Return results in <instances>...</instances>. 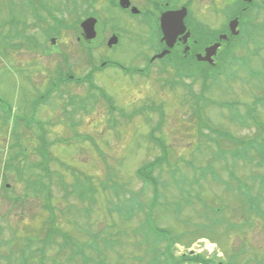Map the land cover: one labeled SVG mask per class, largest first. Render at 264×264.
I'll use <instances>...</instances> for the list:
<instances>
[{
    "label": "rangeland",
    "instance_id": "obj_1",
    "mask_svg": "<svg viewBox=\"0 0 264 264\" xmlns=\"http://www.w3.org/2000/svg\"><path fill=\"white\" fill-rule=\"evenodd\" d=\"M47 1L45 9L39 12L42 20H45L42 26L56 27L53 17H58L67 26L77 21V16L63 17L56 11L50 16L47 9L59 0ZM74 1L62 0L65 2L61 5L62 10L64 5L70 9ZM177 1L186 4L189 0ZM96 2L100 3L98 6L101 8L108 0H76L75 4H80L81 9L90 10V6ZM192 2L190 17L191 21L194 20L195 33L191 31V38L203 40L204 46L217 42L214 37L218 38L239 9L236 0L232 7L222 6L220 13L212 10L211 0H191ZM33 3L40 5L42 0H33ZM139 4L141 10L151 8L144 1ZM56 5L60 6V2ZM106 10L102 14L106 27L103 22L94 25L96 40L90 44L97 47L104 41L106 45L113 28L121 33V43L113 49L105 46L103 50H93L92 60L98 66L99 59H107L117 60L132 69L143 68L144 61L139 54L147 51L142 38L148 36V29L120 12L109 16L108 7ZM78 14L79 22L80 18L88 16L86 12ZM15 16L27 22V37H38L41 43L38 45L42 49L37 50L20 39L9 41L8 29L5 28L10 26L5 27L4 24H11ZM32 16L31 9L25 6L23 0H0V39L11 43L0 50V69L7 67L6 61L14 66L9 72L6 69L0 70V264H4L3 255L20 257L24 249L27 250L26 255H29L42 246L39 242L47 238V230L52 225L51 210L56 214V226L64 232L57 233L53 238V241L59 243L64 240L62 235L69 239L66 232L81 243L90 241L93 235L102 230L112 233L128 232V237L121 238L124 245L116 251L124 256L130 255V258L141 255L143 264H148L152 258L154 238H145L147 228L136 235V238L132 237L135 236L132 230L144 223L145 214L148 213L157 227L167 229L174 239H178L174 251L178 246H187L180 242L189 243L197 238L190 247L204 262L207 260V264H264V217L249 216L248 207L237 191L239 187L245 190L246 186H251L254 196L260 192V184L250 185L252 176L261 173V170L253 166L259 153H252V149L248 153V156H254L253 164L240 159L235 163L233 170L240 180L234 184V191L225 190L226 183L214 182L209 173L212 169L222 181L233 180V177L229 179L232 166L227 171L225 165L227 162L231 164L233 152H241L246 144L236 146L229 142L231 137L243 140L242 142L248 140L255 148L263 144L264 104L260 106L263 102L257 97H264L259 73L263 69L264 51L247 55L242 43L248 36L251 21L258 24L264 22V11L255 13L251 10L244 14L239 27L241 39L234 41L231 47H226L217 56L225 61L229 52L238 47L236 54L249 56L250 66L257 71L240 69L242 73H236V80L222 77L218 86H212L207 92L205 82L200 79L194 81L185 77L178 78L173 71V63L167 60L157 62L156 66L168 62L170 71L172 70L170 73L155 67L144 77H132L118 69H109L100 74L96 70L88 71L87 61L77 51L74 43V35L78 31L64 30L63 35L60 34L56 40V45H52L46 31L41 29V25ZM158 17L157 14L156 19ZM139 19L141 18H137ZM36 24L39 25L38 28L35 27ZM155 29L157 31L156 24ZM155 52L156 50H150L149 56ZM63 53L75 67L70 70L66 68ZM103 53L107 58H104ZM174 53L187 57V53L181 49ZM77 55L80 57L79 62L73 57ZM187 58L190 61V57ZM191 59L195 62L194 57ZM189 61L186 63H190ZM19 67H34L32 80L18 70ZM59 71L73 73L77 78H83L88 73L93 77V85L99 90L90 88L89 83L77 86L68 84L43 102L40 97L51 89V82L57 81ZM174 80H178L179 84H174ZM103 93L108 95L109 100L102 98ZM195 95L205 99L199 102L201 106H196ZM83 101L86 102L84 106L81 103ZM216 102L221 104L217 107ZM229 104L236 107L235 112L246 114V126H242L240 119L234 121L232 111L228 110ZM153 106L163 115L162 119L158 112L149 110ZM258 109L260 113L256 114ZM116 112H121L123 118ZM34 120L40 121L43 126L32 124L30 128L29 121ZM111 122L115 127L111 126ZM225 132V138L218 137ZM166 152L167 160L162 158ZM222 153L227 154L223 156ZM155 156L161 161V166L153 165L148 168L149 173H139L138 177V170L157 159ZM226 156L229 161H225ZM190 163H194L199 169L194 171ZM37 164L41 165L42 170L45 164L44 172L37 168L31 169ZM209 168L211 169L208 170ZM262 172L264 174L263 170ZM37 173H42L38 179L44 185L43 192L37 193L38 197L34 191L35 184L32 183L37 181L34 176ZM193 173L199 175L201 186L190 197L201 192L202 204L193 197L191 200L196 201L195 204L183 207L179 218L172 214H161L158 209L154 211L149 202L151 203L156 192L155 186L160 193L159 202L165 203L168 200L173 203L186 193V187L193 184ZM205 173L206 178L203 177ZM147 176L154 183H145ZM104 181L110 185L115 183L119 188L124 185L136 197L127 200L130 195L124 194L121 189L119 192L109 189L107 194L103 193L101 186ZM92 186L100 192L95 189L90 198ZM191 190L189 187L190 192ZM84 192L87 196L85 202L79 197L84 196ZM26 195L28 196L24 199ZM48 196L51 198L49 203L46 198ZM137 202L144 203L143 212H136ZM175 207L173 204V208ZM85 208L91 212L88 216L84 213ZM129 208H133L136 213L131 219L132 223H124V217L130 213ZM62 215L72 225L67 226ZM235 223L241 226V231L230 229ZM28 235L35 239L32 247H26V241L25 244L22 243ZM24 236L26 237L23 238ZM145 239L150 240L137 248L136 242ZM164 245L159 244L160 250L164 249ZM57 251L56 245L52 244L45 253L57 259ZM9 259L13 258L9 256ZM46 263L50 264L49 261Z\"/></svg>",
    "mask_w": 264,
    "mask_h": 264
},
{
    "label": "trees",
    "instance_id": "obj_2",
    "mask_svg": "<svg viewBox=\"0 0 264 264\" xmlns=\"http://www.w3.org/2000/svg\"><path fill=\"white\" fill-rule=\"evenodd\" d=\"M241 39V38H237L236 40ZM234 43V41H231L229 46L232 45ZM242 46H244V43L242 44ZM231 47V46H230ZM236 48H233V51L229 54L228 58L234 59L233 56L237 55L236 54ZM220 66V65H219ZM218 67H216L215 69L212 68H207L205 69V85L207 86V83L210 82L211 80H213V82H216L217 79V72H218ZM264 96V95H263ZM259 100H262V104L260 106H263L264 104V97L259 96L258 97ZM257 113L259 112V109L257 110ZM233 116V115H232ZM234 118V117H232ZM235 120V118H234ZM226 133V132H225ZM226 136V134H224ZM241 141L237 138L231 137L230 139V143H234L236 146L237 145H241ZM247 143V142H246ZM264 143V142H263ZM253 145V143H251ZM251 145V149L253 151V153H259L260 158L258 159V161L256 163L253 162L252 159V163H254V168L256 169H260L264 171V147H262L264 144H262L261 147L259 148H255L254 146ZM249 146V145H248ZM248 148L243 146V150L241 152H233L234 154L237 155V157H239L238 159L243 160L245 162L249 161V156H248ZM165 154L168 153L166 152ZM227 153H222V155L224 156ZM233 155V157L235 158V156ZM238 159L235 158L234 162H231V164L229 162L226 163V167L227 169H230L229 166L233 167V163L237 162ZM222 160V159H221ZM161 161L158 160V158L154 161H150L149 163L145 164L144 167L142 166L137 174L139 177V173L142 175H145L148 172V168L151 166H161ZM256 165V167H255ZM193 168L196 169V167L192 164ZM262 168V169H261ZM172 169V168H171ZM211 169V168H210ZM173 170V169H172ZM176 172V171H175ZM144 180V179H143ZM153 182L154 181L147 176L145 179V183L146 182ZM264 181V179H263ZM156 184V183H155ZM155 184L153 186H155ZM113 188H116V185L113 184L112 185ZM178 187V186H177ZM189 187L192 188V194L193 191H196V186H194V184L189 185ZM107 188V187H106ZM156 192L154 194V197L151 201V203H149L151 205V207L155 208L156 206L159 205V201H158V197L160 196L158 187L155 186L154 187ZM173 188V187H172ZM183 189V188H182ZM125 194L128 193L130 195V197L127 200H132L133 198L136 197V195H134L130 189H127L125 187L124 190ZM168 191L170 192V190L168 189ZM186 194L187 196L184 197V194L182 195L181 198H177L175 200H177V203L179 205H176L175 208H173V204H170L169 202L163 203L161 204V208L158 207L157 209L159 211H161V214L164 215H174L177 218H179L180 214L182 213V208L185 207L186 200L192 195L191 192L189 190H187L185 188ZM93 195V193L91 194ZM197 196L199 195L200 197V193L196 194ZM85 196V194H84ZM82 197V196H81ZM83 198V197H82ZM198 199V197H197ZM202 201V198L198 199V201ZM196 201H192L191 204L187 205V206H193L195 204ZM182 203V205H180ZM138 204V212H143L145 209L144 204L137 202ZM160 206V205H159ZM130 213L127 215V217H124L125 221H123L124 223H132V218L135 215V211L133 208H129ZM52 213V225L51 227L47 230V238L41 240L39 243H41V247L35 249L34 251H31L29 255H26L25 252L23 253V257L22 260L17 263V264H47L46 261H49L50 264H143V257L141 255H135L132 256L131 258L129 256H124L121 252L116 251V249H121V247L124 245L123 240L121 239L122 237H128V232H123V231H117L115 233L112 232H106L104 230L100 231L99 234L93 235L91 237V240L86 242V243H81L78 242L76 237L70 236L68 235L69 233L66 232V235L69 239H67L64 235H62L64 237V240L62 242H57V241H53V238L56 237L57 233H64L61 229H59L56 224L54 219L56 218V214L53 212V210H51ZM146 216V221H149L151 219H153V217L151 215H149L148 213L145 214ZM62 217H64L62 215ZM59 219V217L57 218ZM66 218H63V221H65ZM198 225V224H197ZM146 228L150 229L153 233H154V237L151 236V232H146V237L145 238H154V245L151 249V254H152V258L149 261L148 264H184L186 262H190V263H195V262H201V263H205L204 260H202L201 257L199 256H190V255H186L183 256L181 258H176L174 256L173 253V248L174 245L178 242V239H174L171 234L167 231V229L165 228H159L156 227L155 225H145V223L140 224L139 227L135 228L132 230V234H134L136 238V235H138L140 232L144 231ZM197 231L198 229H194V231ZM59 236V234H58ZM77 239V240H74ZM199 238H203V237H199ZM197 238H195L193 241L189 242V243H185V242H180V243H184L187 246H191V244L196 240ZM150 239H145V240H140L139 242L137 241L135 245H137L139 247H142L143 244L149 242ZM27 242L31 243L30 241L26 240ZM164 243V249L160 250L159 248V244ZM52 244L56 245V248L58 249V251L56 253H58L57 259L50 257L48 255H46L45 251L48 249L49 246H51ZM55 252V251H52ZM54 253V254H56ZM112 257V259L110 258ZM59 258H63L62 260ZM133 258V260H132ZM163 258V259H162ZM111 260V261H110Z\"/></svg>",
    "mask_w": 264,
    "mask_h": 264
},
{
    "label": "flooded vegetation",
    "instance_id": "obj_3",
    "mask_svg": "<svg viewBox=\"0 0 264 264\" xmlns=\"http://www.w3.org/2000/svg\"><path fill=\"white\" fill-rule=\"evenodd\" d=\"M118 1L120 2V0H112V1L108 0V2H107L108 4L106 3L104 6L101 5V8L98 6V5H100V3L96 2V3L93 4V6H90V10L85 9V11L87 12L88 17L102 16V14L105 13V11L107 12L106 7H108L109 14L110 13L113 14L114 10H115V11H119L120 13L126 15L129 18L137 17L135 15H132L131 10H132L133 7H139V5H140L139 3H142V0H137V1L130 0V8H128V9H120L118 7ZM144 2L149 4V2L147 0H144ZM149 5L151 6V8L149 9V12L150 13H154L155 16L158 14L159 15V17H158L159 19H160V16L164 12L169 11V10H175V8H170L169 9V5L168 4H158V5L149 4ZM159 19H158L157 31L155 30L156 33H158V29H159ZM193 24L194 23H187L186 24L187 28L188 29L190 28L192 30ZM77 40H78V43L74 42L75 46L77 48V51L80 52L84 56L85 60L87 61V68L89 69L88 71H91V72H94V70L97 71L96 66L94 65V62L92 61V56H93L94 53H93L92 46H90L91 45L90 42L86 41L84 39V36H83L82 32H81L80 37L77 38ZM156 41H157V39H156ZM160 43H161V45H163V43L159 39L158 44H160ZM197 43H198V41H196V40H192L191 41V39L185 45L182 44L180 41H178L176 46H175V48L176 49H181L182 51H184V49L187 48L189 50L188 53H187V57H191L192 55H196L197 54V53H195V48H196V44ZM9 44H11V43H7V46ZM27 44H28V42H27ZM205 48L206 47H204L203 50ZM63 55H64V57H66V54L63 53ZM103 55H104V53H103ZM73 57H75L74 60H76L77 58L80 59V57L78 55L77 56H73ZM105 66H107V65H105ZM114 67L115 66H112L110 68H114ZM87 75H89V74L87 73Z\"/></svg>",
    "mask_w": 264,
    "mask_h": 264
},
{
    "label": "water",
    "instance_id": "obj_4",
    "mask_svg": "<svg viewBox=\"0 0 264 264\" xmlns=\"http://www.w3.org/2000/svg\"><path fill=\"white\" fill-rule=\"evenodd\" d=\"M248 1H252V0H248ZM122 5H124L123 2ZM186 15H187L186 9L166 14V18L163 20V29L166 37L165 40L167 41L168 45L173 46L176 37L184 32L185 28H184L183 20L186 17ZM238 24H239L238 19L230 22V28L233 34H238V32H236ZM94 25L95 22L92 19L88 20L82 25L88 39H93L95 37V33L93 31ZM220 39H226V36H221ZM219 47L220 44L216 43L211 47L207 48L206 49L207 56L203 58V60L210 61L211 56H213L216 53ZM163 55L164 54H162L160 57H162ZM198 57L201 58L202 56L199 55Z\"/></svg>",
    "mask_w": 264,
    "mask_h": 264
}]
</instances>
